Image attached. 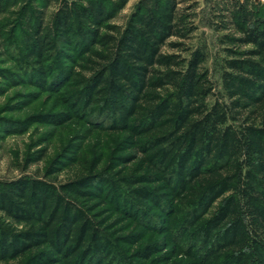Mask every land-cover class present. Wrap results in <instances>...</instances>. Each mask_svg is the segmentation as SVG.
<instances>
[{"label":"trees","instance_id":"obj_1","mask_svg":"<svg viewBox=\"0 0 264 264\" xmlns=\"http://www.w3.org/2000/svg\"><path fill=\"white\" fill-rule=\"evenodd\" d=\"M84 1L64 2L50 30L37 17L25 70L42 85L55 81L71 117L103 119V130L119 133L117 168L101 164L107 154L80 155L77 175L57 187L1 182L0 255L29 264H264V19L236 23L243 34L230 41L251 46L228 50L223 93L209 103L204 53L163 50L185 37L176 0H140L122 28L108 21L127 0ZM122 221L121 231L132 228L123 236Z\"/></svg>","mask_w":264,"mask_h":264},{"label":"rangeland","instance_id":"obj_2","mask_svg":"<svg viewBox=\"0 0 264 264\" xmlns=\"http://www.w3.org/2000/svg\"><path fill=\"white\" fill-rule=\"evenodd\" d=\"M72 1L0 0V183L25 177L43 180L57 187L77 175L79 162L72 158L80 155L95 159L101 153L107 154L108 158L103 159L101 164L111 161L109 168H117L114 146L119 133L103 130V119L71 117L68 112L70 109L61 99L62 90H55V81L42 85L25 70L29 62L25 55V37L27 33L32 34L37 17L41 18L44 30H50L54 13L64 2ZM74 1L81 4L85 2ZM139 1L127 0L108 22L124 27ZM176 2L182 16L185 37H171L169 40L181 42V47H164L163 50L185 58L195 49L204 53L203 66L208 70L213 84V91L208 97V102L212 103L223 93L221 73L225 61L235 56L228 50L238 52L251 46H238L230 41L243 34L236 23L250 26L264 19V0ZM71 48L68 45L64 50L74 58L76 53ZM58 64L69 66L71 62L62 58ZM41 150L43 156L35 159V154ZM102 190L114 203L117 195L110 185L104 184ZM119 206L123 208L125 204ZM113 217H119L118 212ZM2 221L0 212V224ZM126 224L127 221H122L115 226L118 228L116 234L123 236L130 232L131 227L121 231V226ZM124 244V247L129 246ZM135 246L129 248L134 249ZM26 259L4 258L0 255V264L33 262Z\"/></svg>","mask_w":264,"mask_h":264}]
</instances>
